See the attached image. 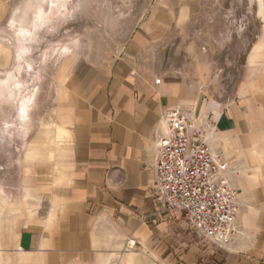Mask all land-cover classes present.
<instances>
[{"label": "crops", "instance_id": "1", "mask_svg": "<svg viewBox=\"0 0 264 264\" xmlns=\"http://www.w3.org/2000/svg\"><path fill=\"white\" fill-rule=\"evenodd\" d=\"M169 1L113 64L62 70L42 146L20 174L22 195L6 202L11 237L0 251L10 264H108L131 240L160 264H264V61L228 104L211 109L194 82L161 71L163 38L184 7ZM262 51L264 29L251 58ZM189 100L201 116L217 111L218 147L239 173L230 176L237 234L226 246L153 201L162 116Z\"/></svg>", "mask_w": 264, "mask_h": 264}, {"label": "rangeland", "instance_id": "2", "mask_svg": "<svg viewBox=\"0 0 264 264\" xmlns=\"http://www.w3.org/2000/svg\"><path fill=\"white\" fill-rule=\"evenodd\" d=\"M182 3L184 7L180 9L183 12L179 14L181 22L173 24L162 41L161 71L194 82L211 109H221L235 97L244 80L253 76L264 61V51L251 58L253 47L264 29V0H184ZM171 4L173 1L168 0L2 2L0 7L2 249L11 237L10 224L13 219V216L6 213V202L17 200L22 195L19 190L20 174L24 172L23 165L32 160L30 156L33 152H37L42 146V132H45L44 128L48 125V117L57 93V81L62 70L69 63L81 67L113 64L114 60L123 54L129 41L142 31L143 22L156 11L166 13ZM151 53L157 58V49L151 50ZM153 66H157V61L153 62ZM191 105L192 109L189 110ZM196 105V100H189L175 106L190 111L192 119L200 124V129L205 133L211 151L228 163V169L224 173L236 194V206L237 191L231 183L230 176L232 174L239 176V173L230 166V160L218 147L217 111L201 116L203 114L196 112ZM154 147L155 144L153 150ZM153 201L156 203L154 198ZM156 204L163 212H177ZM235 217L234 209L232 226L235 233L232 241L237 234ZM191 227L205 238L197 229ZM205 239L212 246H226ZM0 253L3 258L1 264H10L8 257L4 256L7 252L2 250ZM108 264L160 263L140 251L131 240L129 245H125L122 252L115 254Z\"/></svg>", "mask_w": 264, "mask_h": 264}, {"label": "built area", "instance_id": "3", "mask_svg": "<svg viewBox=\"0 0 264 264\" xmlns=\"http://www.w3.org/2000/svg\"><path fill=\"white\" fill-rule=\"evenodd\" d=\"M162 119L166 134L156 140L153 150L154 200L182 213L211 242L229 244L235 233L236 194L224 173L228 163L211 151L190 111L175 106Z\"/></svg>", "mask_w": 264, "mask_h": 264}]
</instances>
